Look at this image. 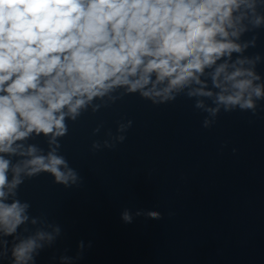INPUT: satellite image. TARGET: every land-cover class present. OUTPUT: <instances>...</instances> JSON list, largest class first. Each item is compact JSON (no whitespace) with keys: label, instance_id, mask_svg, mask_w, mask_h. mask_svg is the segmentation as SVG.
I'll list each match as a JSON object with an SVG mask.
<instances>
[{"label":"clouds","instance_id":"1","mask_svg":"<svg viewBox=\"0 0 264 264\" xmlns=\"http://www.w3.org/2000/svg\"><path fill=\"white\" fill-rule=\"evenodd\" d=\"M262 30L264 0H0V264H37L61 237L20 189L41 174L66 189L82 183L60 150L85 113L138 96L153 106L191 101L206 129L222 111L256 115L264 55L248 52ZM132 124L117 120L91 151L114 149ZM137 217L162 214H120L125 224ZM86 247L80 240L75 255L66 248L50 259L76 264Z\"/></svg>","mask_w":264,"mask_h":264},{"label":"water","instance_id":"2","mask_svg":"<svg viewBox=\"0 0 264 264\" xmlns=\"http://www.w3.org/2000/svg\"><path fill=\"white\" fill-rule=\"evenodd\" d=\"M255 52L264 55V30L248 54ZM205 115L182 97L153 106L127 96L70 122L60 151L82 183L66 189L41 174L20 189L32 215L62 228L37 264H58L50 258L66 248L75 255L80 240L92 247L76 264H264V102L256 115L222 111L207 129ZM121 118L133 121L125 141L91 151ZM125 208L162 219L125 224Z\"/></svg>","mask_w":264,"mask_h":264}]
</instances>
